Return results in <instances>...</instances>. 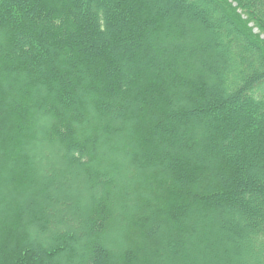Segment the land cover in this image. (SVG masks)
<instances>
[{
    "label": "trees",
    "instance_id": "1",
    "mask_svg": "<svg viewBox=\"0 0 264 264\" xmlns=\"http://www.w3.org/2000/svg\"><path fill=\"white\" fill-rule=\"evenodd\" d=\"M0 264H264V0H0Z\"/></svg>",
    "mask_w": 264,
    "mask_h": 264
}]
</instances>
